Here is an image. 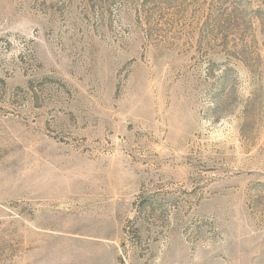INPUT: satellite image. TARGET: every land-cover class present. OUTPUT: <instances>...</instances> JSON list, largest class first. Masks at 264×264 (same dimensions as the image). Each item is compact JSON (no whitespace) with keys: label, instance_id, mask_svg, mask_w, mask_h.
Wrapping results in <instances>:
<instances>
[{"label":"rangeland","instance_id":"1","mask_svg":"<svg viewBox=\"0 0 264 264\" xmlns=\"http://www.w3.org/2000/svg\"><path fill=\"white\" fill-rule=\"evenodd\" d=\"M0 264H264V0H0Z\"/></svg>","mask_w":264,"mask_h":264}]
</instances>
